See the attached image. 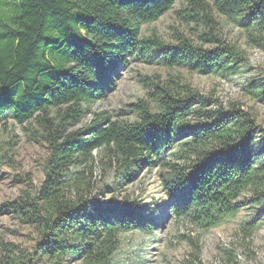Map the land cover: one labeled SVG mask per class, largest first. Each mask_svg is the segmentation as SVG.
<instances>
[{"label":"trees","instance_id":"trees-1","mask_svg":"<svg viewBox=\"0 0 264 264\" xmlns=\"http://www.w3.org/2000/svg\"><path fill=\"white\" fill-rule=\"evenodd\" d=\"M176 0H0V120H33L45 141L43 180L22 190L0 211L15 213L36 232L29 248L0 239V264H111L122 231L150 230L147 210L100 201L85 172L101 151L121 177L178 143L184 165H171L174 211L207 230L240 205L264 201V128L239 101L224 105L189 85L151 81L154 106L130 104L138 118L113 121L90 104L115 87L118 66L138 47L159 41L140 37V25L158 19ZM190 18L204 22L205 47L181 38L164 50L163 64L191 69L247 62V52L217 32L214 11L230 16L264 46V0H189ZM264 106V80L249 85ZM93 118L74 130L85 115ZM82 168L81 170L79 168ZM249 195L240 201L243 193ZM191 257L202 264L200 247Z\"/></svg>","mask_w":264,"mask_h":264},{"label":"rangeland","instance_id":"rangeland-1","mask_svg":"<svg viewBox=\"0 0 264 264\" xmlns=\"http://www.w3.org/2000/svg\"><path fill=\"white\" fill-rule=\"evenodd\" d=\"M190 7L189 0H176L158 19L141 23L140 37L157 39L159 44L151 49L138 47L128 56L126 66H118L115 87L90 104L92 113L107 112L113 121H133L138 114L130 104L142 100L154 106L151 81L158 80L171 87L189 85L224 105L239 101L256 114L264 128V106L248 88L251 83L264 80V46L255 45L248 32L230 16L214 11L217 32L245 49L247 62L208 72L191 69L187 63L168 66L161 62L164 50L177 45L182 37L205 47L214 45L204 41L208 28L200 18H190ZM92 118V114H87L70 129L83 128ZM180 150L176 143L165 149L158 161L138 163L124 178L122 170L109 165L101 151L92 152L91 174L85 175L93 194L100 201H120L147 210L145 216L154 223L150 230L122 231L111 264H196L191 257L195 245L200 247L202 264H264V201L240 205L207 230L175 213L177 195L166 182L176 181L171 165H184L178 158ZM46 154L45 141L33 120L18 123L11 116L0 120V205L13 200L22 190L34 191L40 186ZM248 195L243 193L240 201ZM36 237V232L15 213L0 211V239L29 248Z\"/></svg>","mask_w":264,"mask_h":264}]
</instances>
